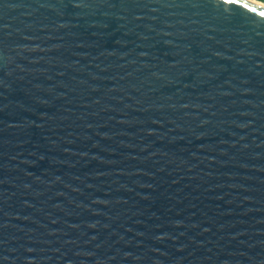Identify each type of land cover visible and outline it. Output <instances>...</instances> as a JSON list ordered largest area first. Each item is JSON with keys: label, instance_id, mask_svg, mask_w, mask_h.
I'll use <instances>...</instances> for the list:
<instances>
[{"label": "water", "instance_id": "1", "mask_svg": "<svg viewBox=\"0 0 264 264\" xmlns=\"http://www.w3.org/2000/svg\"><path fill=\"white\" fill-rule=\"evenodd\" d=\"M0 264H264V7L0 0Z\"/></svg>", "mask_w": 264, "mask_h": 264}, {"label": "bare ground", "instance_id": "2", "mask_svg": "<svg viewBox=\"0 0 264 264\" xmlns=\"http://www.w3.org/2000/svg\"><path fill=\"white\" fill-rule=\"evenodd\" d=\"M248 1L253 2V3L257 4V5H260V6L264 7V2H261V1H258V0H248Z\"/></svg>", "mask_w": 264, "mask_h": 264}, {"label": "rangeland", "instance_id": "3", "mask_svg": "<svg viewBox=\"0 0 264 264\" xmlns=\"http://www.w3.org/2000/svg\"><path fill=\"white\" fill-rule=\"evenodd\" d=\"M258 1L264 2V0H258Z\"/></svg>", "mask_w": 264, "mask_h": 264}]
</instances>
